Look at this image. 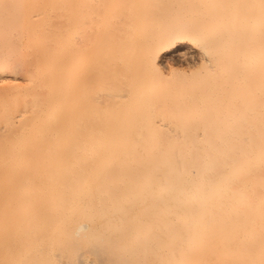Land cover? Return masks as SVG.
Listing matches in <instances>:
<instances>
[{
	"label": "bare ground",
	"instance_id": "1",
	"mask_svg": "<svg viewBox=\"0 0 264 264\" xmlns=\"http://www.w3.org/2000/svg\"><path fill=\"white\" fill-rule=\"evenodd\" d=\"M0 264H264V0H0Z\"/></svg>",
	"mask_w": 264,
	"mask_h": 264
},
{
	"label": "rangeland",
	"instance_id": "2",
	"mask_svg": "<svg viewBox=\"0 0 264 264\" xmlns=\"http://www.w3.org/2000/svg\"><path fill=\"white\" fill-rule=\"evenodd\" d=\"M165 58L166 59L169 58V59H167L168 63L173 65L175 68H187V63H185V61H176L174 59L172 60L169 54L168 55L166 54ZM193 62H195V63H193ZM193 62H189V63H192L193 66H194V64H197L196 61H193ZM189 63H188V65H192Z\"/></svg>",
	"mask_w": 264,
	"mask_h": 264
}]
</instances>
